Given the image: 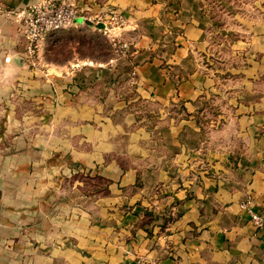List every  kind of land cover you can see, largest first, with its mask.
Listing matches in <instances>:
<instances>
[{
    "label": "crops",
    "instance_id": "crops-1",
    "mask_svg": "<svg viewBox=\"0 0 264 264\" xmlns=\"http://www.w3.org/2000/svg\"><path fill=\"white\" fill-rule=\"evenodd\" d=\"M39 1L0 0V264H264V226L240 207L264 218V0L216 128L200 0H74L128 20L131 97L116 60L39 70L6 16ZM75 174L105 187L66 186Z\"/></svg>",
    "mask_w": 264,
    "mask_h": 264
},
{
    "label": "rangeland",
    "instance_id": "rangeland-1",
    "mask_svg": "<svg viewBox=\"0 0 264 264\" xmlns=\"http://www.w3.org/2000/svg\"><path fill=\"white\" fill-rule=\"evenodd\" d=\"M256 1L200 0L202 11L210 25L200 64L206 67H204L205 72L208 71L218 81L216 93L204 106L205 111L201 116L202 123L207 128H212L211 126L216 128L222 123L230 124L234 121L232 110L235 109V104L229 103L230 99L227 98L237 91L238 84L233 82L234 78L237 77L239 68L246 65V58L250 57L249 50L241 47L251 43ZM126 27H128V20L123 16L120 21L102 30L97 29L94 24L87 26L83 22H75L73 26L57 34L49 43L36 48L35 53L28 58L33 60L41 71L51 70L54 67L58 71L65 66L66 72L76 71V73L79 70L77 65L81 63H86L89 67L93 62L105 64L110 60H116L119 93L125 97H131L134 96L132 83L135 81L133 79L135 74H132V65L129 63L132 55L129 44L134 37L127 35V32L122 33ZM238 54L242 56L239 57ZM47 64H53L54 67L47 68ZM247 93L249 95L250 91ZM248 95L245 97L244 104L254 103L253 97ZM148 117L142 116L143 119ZM210 132L205 134L209 135ZM226 135L228 139L233 137L230 132ZM77 176L72 175L65 181V185L71 186L75 182H82L81 187L83 190L86 189V192L94 191L95 185L97 189L105 187V181L92 180L88 176L77 180ZM62 183L63 181H60L59 185L61 186Z\"/></svg>",
    "mask_w": 264,
    "mask_h": 264
},
{
    "label": "built area",
    "instance_id": "built-area-1",
    "mask_svg": "<svg viewBox=\"0 0 264 264\" xmlns=\"http://www.w3.org/2000/svg\"><path fill=\"white\" fill-rule=\"evenodd\" d=\"M6 16L20 24L28 56H32L36 48L49 43L57 34L73 26L78 20L89 21L94 25L102 24L104 28H108L122 17L116 12L86 15L78 9L74 0H40L26 9L7 11ZM240 207L246 211L257 230L263 228L264 218L248 204V201L242 203Z\"/></svg>",
    "mask_w": 264,
    "mask_h": 264
},
{
    "label": "water",
    "instance_id": "water-1",
    "mask_svg": "<svg viewBox=\"0 0 264 264\" xmlns=\"http://www.w3.org/2000/svg\"><path fill=\"white\" fill-rule=\"evenodd\" d=\"M76 22H77V23H80V22H82V21H81V20H78V21H76ZM83 23H84L85 25H87V26H91V24H92V23H90L89 21H83ZM96 28L102 30V29L104 28V26H103L102 24H99V25H96Z\"/></svg>",
    "mask_w": 264,
    "mask_h": 264
},
{
    "label": "trees",
    "instance_id": "trees-1",
    "mask_svg": "<svg viewBox=\"0 0 264 264\" xmlns=\"http://www.w3.org/2000/svg\"><path fill=\"white\" fill-rule=\"evenodd\" d=\"M99 181H103V180H99ZM169 220V219H168Z\"/></svg>",
    "mask_w": 264,
    "mask_h": 264
}]
</instances>
